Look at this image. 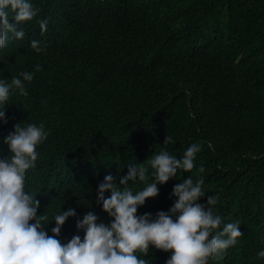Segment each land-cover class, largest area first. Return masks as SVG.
Masks as SVG:
<instances>
[{
  "label": "trees",
  "instance_id": "1",
  "mask_svg": "<svg viewBox=\"0 0 264 264\" xmlns=\"http://www.w3.org/2000/svg\"><path fill=\"white\" fill-rule=\"evenodd\" d=\"M34 2L40 12L25 22L19 50L0 63V76L34 74L24 82L27 97L12 94L7 121L43 123L50 132L37 146L25 191L49 220L62 202L43 194L62 192L78 207L56 238L83 239L76 221L88 212L98 223L112 222L96 203L107 175L119 183L136 164L151 178V156L163 149L180 159L199 143L193 170H178L158 185L159 195L138 215L169 211L174 185L202 177L205 196L198 202L207 206L208 196L218 197L214 212L224 224L239 221L243 232L223 260L209 264H264L258 255L264 251V0ZM41 20H47L43 33ZM167 135L172 142L164 145ZM171 254L150 246L146 257L138 255L166 264Z\"/></svg>",
  "mask_w": 264,
  "mask_h": 264
},
{
  "label": "clouds",
  "instance_id": "2",
  "mask_svg": "<svg viewBox=\"0 0 264 264\" xmlns=\"http://www.w3.org/2000/svg\"><path fill=\"white\" fill-rule=\"evenodd\" d=\"M34 5V0H0V63L12 50H19L25 35L22 27L40 12ZM38 23L42 33L46 32L47 20ZM31 47L37 53L43 50L39 41L33 40ZM41 70L37 65L35 71ZM19 75L23 79L0 76V264H148L138 254L146 257L150 246L172 253L166 264H209L210 260H223L227 250L237 244L243 235L240 222L223 223V217L213 210L218 197L208 196L207 206L198 202L205 196L202 177L195 182L188 177L174 185L171 196L176 199L169 211H159L155 218L151 213L138 215L140 206L159 195L158 185L167 184L178 170H193L201 151L199 143L190 145L180 159L163 149L151 156L147 160L154 170L151 178L146 167L136 164H129L128 174L119 183L107 175L98 186L96 203L102 204L112 222L98 223L99 217L88 212L76 221V227L85 233L83 239L75 235L62 243L56 237L69 217L77 216L78 207H72V200L65 199L62 192L43 194L62 202L60 212L49 220L41 202L25 191L26 174L36 167L39 156L37 146L50 132L43 123L24 126L19 120L7 121L12 114V94L18 91L27 97L24 82L34 79L32 72ZM170 142L172 137L167 135L164 145ZM204 171L201 166L199 172ZM130 182L144 187L134 192ZM258 255L264 258V251Z\"/></svg>",
  "mask_w": 264,
  "mask_h": 264
}]
</instances>
